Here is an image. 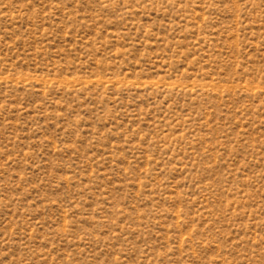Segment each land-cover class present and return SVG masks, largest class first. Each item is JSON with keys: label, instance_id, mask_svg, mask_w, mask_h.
Segmentation results:
<instances>
[{"label": "rangeland", "instance_id": "obj_1", "mask_svg": "<svg viewBox=\"0 0 264 264\" xmlns=\"http://www.w3.org/2000/svg\"><path fill=\"white\" fill-rule=\"evenodd\" d=\"M0 264H264V0H0Z\"/></svg>", "mask_w": 264, "mask_h": 264}]
</instances>
